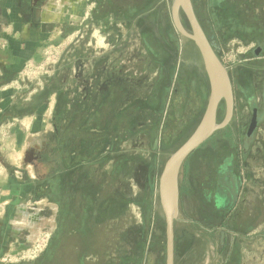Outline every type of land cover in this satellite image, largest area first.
I'll list each match as a JSON object with an SVG mask.
<instances>
[{"label": "rangeland", "instance_id": "rangeland-1", "mask_svg": "<svg viewBox=\"0 0 264 264\" xmlns=\"http://www.w3.org/2000/svg\"><path fill=\"white\" fill-rule=\"evenodd\" d=\"M190 1L229 74L235 102L228 125L180 169L178 184L186 170L204 190L230 160L239 175L238 152L253 119L260 0ZM98 2L70 5L59 18L60 32L51 33L36 60L24 61L18 82L4 91L13 94L11 87L18 86V110L29 115L0 127V177L7 173L21 182L15 187L22 194L19 204L37 219L26 223L28 239L21 230L19 242L27 247L4 255L2 264H164L158 178L197 126L208 79L196 46L173 26V0ZM224 110L220 102L217 123ZM254 166L252 158L255 175ZM200 196L190 198L174 222L181 251L176 264H219L223 258L214 248L212 202L207 205L206 190ZM247 218L242 210L226 224L242 228ZM24 225L17 220L14 226ZM43 234L49 235L45 247L29 257ZM236 235L230 241H246ZM262 235L257 246L264 264V230Z\"/></svg>", "mask_w": 264, "mask_h": 264}, {"label": "crops", "instance_id": "crops-1", "mask_svg": "<svg viewBox=\"0 0 264 264\" xmlns=\"http://www.w3.org/2000/svg\"><path fill=\"white\" fill-rule=\"evenodd\" d=\"M76 1L78 0H0V127L10 120L28 117L29 113L22 114L18 110L19 102L16 101L15 95L20 92L19 87H11L10 91L13 94L4 91L18 82L17 72L24 61L36 60L41 46L51 33L60 32L57 27L61 21L59 18L66 16L69 6ZM85 1H90L92 5L99 4L98 0ZM91 23L98 25L95 18L91 19ZM253 70L254 104L258 105L264 101V67L254 66ZM31 99L28 98L26 101L31 102ZM261 121V125L245 133V144L241 145L238 152L239 175L234 167V172L224 173L221 182L214 180L211 183L210 180L206 189L201 190L199 184L195 185L193 179H189V173L185 170L184 177L178 184L179 214L185 211V204L188 207L190 198L199 200L200 193L204 194L206 190L207 205L212 202L209 215L213 220L211 231L214 235V248L218 254L223 255L219 264H262V247L257 246V243H261L258 238L263 237L264 230V118H261ZM252 158L255 162V175L249 167ZM19 185L21 182L11 174L6 173V176L0 177V264L4 255H15L27 247L25 243L19 242L23 238L21 230L26 232L28 239L31 234L26 228L30 225L26 226V223H32L37 219V214H29L22 204H19L23 201L22 194L17 192L19 188H15ZM236 187L237 196L232 198L231 192ZM238 206L240 213L244 210L248 218L244 227L232 228L233 224H226V218H230ZM17 220L23 221L24 227L14 226ZM192 223L199 226L198 221ZM215 230L219 233L216 239ZM177 233L174 225V257L177 252H181L177 250L176 244L180 238ZM237 233L244 235L246 241L244 240L243 244L241 241L238 243L233 240ZM259 233L260 235H257ZM227 241L230 242L227 244ZM199 260L197 257L196 263H199Z\"/></svg>", "mask_w": 264, "mask_h": 264}, {"label": "water", "instance_id": "water-1", "mask_svg": "<svg viewBox=\"0 0 264 264\" xmlns=\"http://www.w3.org/2000/svg\"><path fill=\"white\" fill-rule=\"evenodd\" d=\"M180 11L190 26L188 32L180 20ZM171 20L175 30L191 40L196 46L206 73L209 94L202 116L189 138L164 163L158 178V201L164 220L165 255L164 264H174V222L179 212L178 177L185 160L195 149L206 142L217 130L228 125L233 116V92L229 74L215 54L194 14L190 0H173ZM220 102L224 104V118L216 122ZM255 126L252 119L250 131ZM237 187L232 190V198L237 196Z\"/></svg>", "mask_w": 264, "mask_h": 264}, {"label": "flooded vegetation", "instance_id": "flooded-vegetation-1", "mask_svg": "<svg viewBox=\"0 0 264 264\" xmlns=\"http://www.w3.org/2000/svg\"><path fill=\"white\" fill-rule=\"evenodd\" d=\"M259 4V18H260V26L256 28V33L259 35L256 40H255V49H254V56H255V67H264V0H260ZM261 37V38H260ZM253 118L255 119V126L261 125L262 121L261 118H264V101L259 102L258 105H253ZM234 110H235V102H234ZM233 110V116L235 115V112ZM231 118V119H232ZM254 126V128H255ZM250 129L247 128V132ZM254 130V129H252ZM233 133L234 130H231ZM235 168L233 165H231V160L230 162L226 163L224 166L219 167L218 169L215 170L216 175H215V181L216 182H221L222 181V176L224 173L228 172H234ZM236 210L234 211L233 215L228 218V222L232 223V221L236 218V216L240 212L239 206L235 208ZM226 218V219H227ZM225 219V220H226ZM237 227V226H236ZM241 227V226H240Z\"/></svg>", "mask_w": 264, "mask_h": 264}, {"label": "built area", "instance_id": "built-area-1", "mask_svg": "<svg viewBox=\"0 0 264 264\" xmlns=\"http://www.w3.org/2000/svg\"><path fill=\"white\" fill-rule=\"evenodd\" d=\"M48 234H43L41 237V242L36 241L35 245L27 251V254L29 257H35L38 252H40L46 245L47 239H48Z\"/></svg>", "mask_w": 264, "mask_h": 264}]
</instances>
